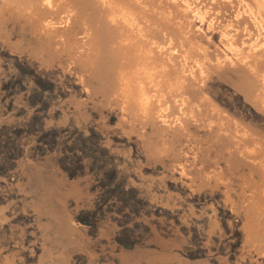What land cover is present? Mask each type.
<instances>
[{
  "label": "rangeland",
  "instance_id": "1",
  "mask_svg": "<svg viewBox=\"0 0 264 264\" xmlns=\"http://www.w3.org/2000/svg\"><path fill=\"white\" fill-rule=\"evenodd\" d=\"M188 1L197 8L183 20L197 49L190 65L207 75L186 72L155 128L97 91L78 48L82 20L56 24L67 28L55 35L60 54H48L0 0V264H264L263 181L219 125L236 121L264 142V111L246 95L261 89L227 43L233 34L248 49L262 36L236 0Z\"/></svg>",
  "mask_w": 264,
  "mask_h": 264
},
{
  "label": "bare ground",
  "instance_id": "2",
  "mask_svg": "<svg viewBox=\"0 0 264 264\" xmlns=\"http://www.w3.org/2000/svg\"><path fill=\"white\" fill-rule=\"evenodd\" d=\"M5 1L7 3L4 6L6 4L12 6L9 11L11 15L13 13V20L20 24L23 31H28L34 38L36 37L38 46L41 45L42 48V46L46 47L47 45L48 54H60L59 50L54 51L57 46L55 37L60 36L61 32L67 28V26L64 29L63 26L57 27L56 24H71L72 14H74L77 23L82 20L81 23L85 33L82 39L83 42L78 48H81L84 52L81 56V58L85 56L82 60L84 68L91 69L92 76L98 82L97 91L108 99L113 97L124 112L136 117L143 125L152 124L155 126L158 119H162L164 123L168 121L170 117L169 103L176 100L180 95L187 71L192 73L195 78L199 76V80H202L205 74L207 75L205 66L202 63H197L194 60L195 64L190 65L189 61L192 57L191 54L196 52L197 49L192 43L191 35L185 33L183 20H186L189 12L197 9L193 4L194 1L185 0L186 5L184 6L186 8L184 9L186 10L181 9V2L177 3L175 0H173L175 3L171 0V2L167 0V2L164 0ZM230 2L234 3V0ZM236 4L237 9L241 13L242 11L246 13L262 37L252 43L248 49L243 48V46L237 49L233 34L229 35L227 43H229L232 51L231 59H233V63L244 62V67L247 68V71H250V76L254 78V86L261 89V91L257 94L249 91L246 95L256 101V106L264 111V96H261V92L264 90V0H236ZM192 5L194 8H192ZM65 10L67 11L65 17H61L60 21L54 22L53 19ZM201 11L198 10L197 13L200 14ZM202 13L207 18L208 10L206 9ZM178 17L182 18V21H177ZM212 19L209 21V26L214 28L215 25L211 22ZM55 27L58 30L53 32L51 29H55ZM160 39H165L164 42H168L167 46L169 45V47L163 48L165 43H161ZM163 43L164 46L161 47ZM45 47L44 49L47 48ZM172 50H175L182 58L183 67L180 71L171 63L176 56L171 52ZM196 70L198 75H195ZM214 123H217V121L211 120L208 126L212 127ZM234 124L235 126L230 130L227 122L219 123L220 129L230 132L232 136L231 144L235 146L237 151L247 160L255 162L264 186V142L258 137H254L252 133L250 134L243 124L236 121ZM165 130H167L165 127L160 128L159 134L156 136H162ZM249 136H252V138L250 137V141L246 142V138ZM159 141H149V148L158 146ZM162 145L164 147L160 151L170 150L173 146L172 141L168 148L164 143ZM172 155H174L173 160H179L180 155L178 153ZM179 167L181 175L190 176L184 163L174 166V169H179ZM191 179L195 180L194 177H191ZM261 200L264 203V197ZM160 246L164 248L163 244H160ZM125 257L129 259L132 256L127 254Z\"/></svg>",
  "mask_w": 264,
  "mask_h": 264
},
{
  "label": "water",
  "instance_id": "3",
  "mask_svg": "<svg viewBox=\"0 0 264 264\" xmlns=\"http://www.w3.org/2000/svg\"><path fill=\"white\" fill-rule=\"evenodd\" d=\"M262 127V130H264V126H261Z\"/></svg>",
  "mask_w": 264,
  "mask_h": 264
},
{
  "label": "trees",
  "instance_id": "4",
  "mask_svg": "<svg viewBox=\"0 0 264 264\" xmlns=\"http://www.w3.org/2000/svg\"><path fill=\"white\" fill-rule=\"evenodd\" d=\"M83 222H86V220H85V219H83Z\"/></svg>",
  "mask_w": 264,
  "mask_h": 264
}]
</instances>
